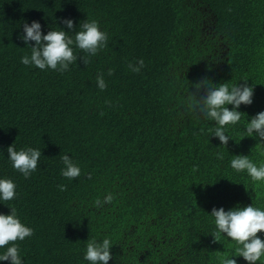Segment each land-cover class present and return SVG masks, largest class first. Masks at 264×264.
<instances>
[{
    "label": "trees",
    "instance_id": "16d2710c",
    "mask_svg": "<svg viewBox=\"0 0 264 264\" xmlns=\"http://www.w3.org/2000/svg\"><path fill=\"white\" fill-rule=\"evenodd\" d=\"M62 19L75 31L97 21L107 46L63 73L22 64L34 45L18 38L23 23L39 22L46 35L69 31ZM141 59L145 66L133 73L128 65ZM201 81L197 98L207 86H253L252 104L237 109L241 121L226 126V147L211 136L215 122L189 110ZM261 111L264 0H0V179L16 185L0 214L14 207L34 230L17 242L23 264H90L87 243L105 238L108 264H221L225 255L247 264L232 257L236 242L217 235L210 213L264 210V181L231 167L235 155L264 164V142L245 132ZM12 144L41 150L29 178L8 159ZM63 155L81 168L79 178L61 175ZM108 193L114 200L97 208Z\"/></svg>",
    "mask_w": 264,
    "mask_h": 264
},
{
    "label": "clouds",
    "instance_id": "9594fccd",
    "mask_svg": "<svg viewBox=\"0 0 264 264\" xmlns=\"http://www.w3.org/2000/svg\"><path fill=\"white\" fill-rule=\"evenodd\" d=\"M69 31L49 30L47 34H42L41 24L37 21L23 23V35L18 37L25 45L34 42L31 46V55L21 57V63L25 66H35L44 70H54L66 72L69 66L76 63L78 58L83 64L90 62V58L103 50L108 43V35L101 31L98 22L87 21L80 25L81 30L75 31L72 19H62L60 21ZM74 32V37L69 35ZM83 51L88 58L80 57L73 48ZM141 59L133 66L128 67L133 73H139L144 67ZM108 75H113V70H108ZM229 86L227 83L219 84L218 87H208L207 91L197 98L200 90L206 84L201 81L195 87L196 91L191 93L192 100L189 101V110L202 115L205 119L214 121L217 125L212 129V135L219 139L220 145L226 147L231 138L226 135V126L236 125L241 121L242 112L237 109L243 105H251L253 102V86L246 82ZM96 86L101 90L107 87L103 74L96 77ZM231 105V110L227 107ZM102 115V113H101ZM246 136H255L259 141L264 142V111L257 113L248 120L245 128ZM7 157L12 163V167L20 172L25 178H29L37 170L41 157V150L26 148L17 151L14 145L7 148ZM218 159H223L222 154H217ZM64 167L61 175L69 180L77 179L81 176V168L68 155L61 156ZM231 167L236 172L246 171L252 181H264V164L257 166L247 155H235L231 160ZM90 178V176L88 177ZM61 191L66 190L65 185H58ZM16 198V185L8 178L0 179V200L12 201ZM112 193H108L103 200L96 199L94 205L99 208L104 204H109L114 200ZM211 216L215 218L217 235L226 234L236 242L235 253L242 257L247 264H256L264 258V240L257 234L264 233V210L252 206V204L232 208L225 211L223 207L213 208ZM34 235L31 227L25 226L19 219L14 207L10 209V214H0V248L6 249L0 254V261H7L8 264H23L18 241H24ZM212 236V235H211ZM213 237V236H212ZM214 239V237H213ZM214 242L215 239H214ZM112 243L108 238L102 242L91 240L87 243L84 259L90 264H108L113 259L110 248ZM221 264H237L236 260L227 255L221 258Z\"/></svg>",
    "mask_w": 264,
    "mask_h": 264
}]
</instances>
